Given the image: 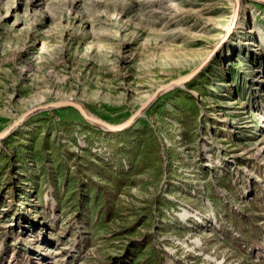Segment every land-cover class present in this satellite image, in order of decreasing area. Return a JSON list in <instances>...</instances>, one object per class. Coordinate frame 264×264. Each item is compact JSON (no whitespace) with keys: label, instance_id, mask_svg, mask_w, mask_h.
<instances>
[{"label":"rangeland","instance_id":"obj_1","mask_svg":"<svg viewBox=\"0 0 264 264\" xmlns=\"http://www.w3.org/2000/svg\"><path fill=\"white\" fill-rule=\"evenodd\" d=\"M111 132L73 108L0 140V264H264V3ZM236 0H0V132L112 125L194 71Z\"/></svg>","mask_w":264,"mask_h":264},{"label":"water","instance_id":"obj_2","mask_svg":"<svg viewBox=\"0 0 264 264\" xmlns=\"http://www.w3.org/2000/svg\"><path fill=\"white\" fill-rule=\"evenodd\" d=\"M259 2L264 3V0H256ZM241 0H236V9H235V16L232 23L231 28L227 32V34L223 37V39L219 42V44L210 52V54L205 58V60L191 73L171 80L170 82L160 86L158 90L155 92V94L149 98L134 114H132L125 122L118 124V125H112L106 121H103L97 117H94L90 115L84 107L74 101H59L54 102L50 104H46L43 106H39L36 108L31 109L30 111L24 113L18 120L14 121L8 128H6L4 131L0 132V140L6 139L14 130H16L28 117L31 115L42 111V110H48V109H58V108H66L70 107L75 109L80 113V115L90 123H93L95 125H98L106 130H109L111 132H121L125 129L129 128L140 116L144 114L146 109L151 105V103L163 92H166L168 90H171L174 87L183 86L186 83L190 82L194 77H196L201 70L212 60V58L216 55V53L219 51V49L224 45V43L230 38V36L233 33V29L235 28L236 21L238 19L239 13H240V3Z\"/></svg>","mask_w":264,"mask_h":264}]
</instances>
